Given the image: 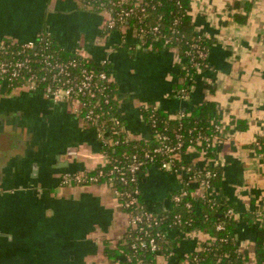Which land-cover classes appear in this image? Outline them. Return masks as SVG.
Listing matches in <instances>:
<instances>
[{
    "label": "crops",
    "instance_id": "1",
    "mask_svg": "<svg viewBox=\"0 0 264 264\" xmlns=\"http://www.w3.org/2000/svg\"><path fill=\"white\" fill-rule=\"evenodd\" d=\"M139 3L142 0H134ZM105 10L82 0H0V40L37 41L47 34L66 57L77 53L96 66L107 65L119 99L116 113L132 138L151 139L141 116L155 106L169 116L213 102L219 128L209 151L193 148L183 161L194 169L218 166L214 186L204 191L185 173L149 165L138 180L144 209L161 213L183 187L231 204L243 214L264 211V0H191L194 30L211 39L210 68L193 78L189 97L177 98L181 79L173 49L139 46L135 29L107 30ZM93 127L64 102L40 91L0 88V264H110L104 246L127 230L128 215L105 183L64 185L65 173L93 171L104 163ZM203 193V194H204ZM258 223L238 221L234 229L253 263ZM176 239L174 264L190 254L201 232L168 229ZM242 248V249H244ZM161 262V257L158 258Z\"/></svg>",
    "mask_w": 264,
    "mask_h": 264
},
{
    "label": "trees",
    "instance_id": "2",
    "mask_svg": "<svg viewBox=\"0 0 264 264\" xmlns=\"http://www.w3.org/2000/svg\"><path fill=\"white\" fill-rule=\"evenodd\" d=\"M85 4L95 11L105 10L111 15H115L120 9L134 8L135 15H131L125 25H130L135 29L137 34H141L145 40L141 48L148 50L173 49L177 52L178 60L176 65L181 70V79L175 85L174 89L190 91L193 85L194 76L207 68H210L207 58L201 59L198 56L199 52H205L208 56L211 46V39L200 31L194 30L191 19V0H142L135 3L134 0H82ZM143 8V11H141ZM176 21V23H174ZM157 28L158 32L153 29ZM165 37L169 38L165 42ZM1 41V40H0ZM9 41V40H3ZM195 46V47H193ZM44 53H51L54 57L61 61H75L78 68H87L95 74L105 72L107 78L110 76L107 65L96 66L91 61L82 58L77 53L65 56L56 47L54 41L48 37V47ZM199 64V65H196ZM79 70V69H76ZM75 73H77L75 71ZM16 84L15 82H13ZM101 88V94H97V99L102 94L108 98V103H101V108L105 112L102 114L97 125L104 127L108 132L106 138L118 140L115 146H105L106 156L109 162L102 168L104 173L114 166H124L129 161L132 155H135L138 160L145 161V164L138 172V176L142 175L145 169L151 165L145 158V153L154 156L157 161L163 160L161 155L154 153V149L159 146L153 135L156 132L167 135L172 144L175 143V136L181 134L183 137L184 146L191 138L200 136L203 138L200 145L195 148L201 150L205 148V140L214 137L219 128V115L213 102H204L190 109L179 111L174 116H169L165 112L152 108H142L141 116L145 119L150 127L151 139L139 140L132 138L124 129V124L120 120L118 125L112 123L111 117L115 116L118 107L119 99L117 97V88L113 81L97 80ZM7 91H12V87L7 86ZM175 92V94H177ZM189 97V93L187 95ZM94 101V99H90ZM153 121V122H152ZM114 127L117 132L112 133L111 127ZM255 150L264 152V137H258L255 142ZM209 151L210 148H205ZM180 159L178 165L191 167L189 163L183 161L185 148L179 152ZM99 167L93 171L86 172L87 175H95ZM209 170L215 173V176L210 179V184L213 187L214 182L219 177V167H204L201 176ZM196 170V169H195ZM199 170V169H198ZM138 178V180H139ZM201 177H199L200 180ZM136 184L124 185L120 182L115 183V187L119 191H129L135 188ZM187 195L181 197L177 202L172 201V208L161 212L153 213L160 219V224L157 227L147 229L149 234L155 237L156 243L160 246L161 252L167 254L174 253L176 239L167 236L168 229H178L184 234L191 231L201 232L208 235V239L202 242L204 250L192 251L188 254V259L192 264H247L250 263V257L246 253V249L240 250V242L235 237L234 229L238 221H246L248 224L258 223L255 237L253 240V263L264 264V211L243 214L241 219L237 218L235 208L226 202L216 199L213 196L203 195L195 196L191 194L190 189ZM175 194H178L175 193ZM174 194V195H175ZM139 200V193L136 195ZM121 203H124V197H118ZM142 206V205H141ZM128 214L145 211L144 207L123 208ZM228 211H230L228 213ZM218 226H221L218 228ZM140 235L138 231L125 232L118 239L114 246L106 244L104 246V256L120 264H155L157 263L155 253L147 246H142L141 243L136 244V248H132L136 235ZM147 244L148 237H144ZM174 264H181V258ZM185 260V259H184ZM183 260V262H184Z\"/></svg>",
    "mask_w": 264,
    "mask_h": 264
},
{
    "label": "built area",
    "instance_id": "3",
    "mask_svg": "<svg viewBox=\"0 0 264 264\" xmlns=\"http://www.w3.org/2000/svg\"><path fill=\"white\" fill-rule=\"evenodd\" d=\"M86 4L89 5L88 2H86ZM141 11H143V8H141ZM136 12L137 11H135L134 8H131L128 10L120 9L115 15L108 13V18L105 21V28L110 31L125 27L128 18L131 15H135ZM174 23H176V21ZM153 31L158 32V29L154 28ZM136 35L139 46H143L145 43L143 36L137 33ZM48 37L50 36L43 34L37 39V41H28L25 43H17L13 40L0 41V88L5 85L6 87H12V91H40L44 97L53 102H64L69 105L71 111L78 115L87 126L94 128L100 145V153L104 157V163L99 166L95 175H87V171L63 174L62 184L92 185L105 183L112 188V192L117 199L118 197L125 198L124 203L120 202L123 208H132L133 206L141 208L142 206L136 198V195L139 193L137 185L135 188L123 192L115 187V183L117 181L124 185L138 183V172H140V169L143 167L146 160H138L135 155H132L126 165H114L108 173H104L101 168L109 162V159L106 156L105 146H115L119 143L116 139L106 138L105 136L108 135V132L104 127H98L97 125L102 114L105 112L101 108V103H108V98L104 96V94L97 99V94H101V88L99 87L97 80L112 81V77L109 76L107 78L106 73L103 71L95 74L87 68H78L79 66L75 61L64 62L59 58L54 57L51 53H44L45 49L48 47ZM168 41L169 38L165 37V42ZM198 56L201 59L207 58L205 52H199ZM75 71L77 73H75ZM189 92L190 91L178 90L176 96L179 99H185ZM90 99H94V101H91ZM147 107L152 108L153 111L157 110V107L155 106H143L142 108ZM111 120L114 125H118L120 122L117 113H115V116L111 117ZM111 131L113 134L117 132L113 126L111 127ZM153 137L159 144V146L154 149V153L161 155L163 160L157 161L154 159L153 155L145 153V158L149 163L158 165L160 169L164 171L173 173L182 172L187 174L189 178L196 180L204 191H208L212 188L210 179L215 176L214 172L205 169L204 175L201 176L203 169L195 170L193 167H184L177 164V161L180 159V150L185 148L186 153L195 148L196 145H200L203 138H200V136L191 138L184 146L181 134L175 136L174 144L170 142L167 135L159 132H156ZM212 138H204L205 148L211 147ZM199 177H201L200 180ZM187 193L188 190L183 187L178 194L173 195L172 201H179L181 197L187 195ZM203 193L201 196H211V194ZM229 212L230 211H228V213ZM127 215L128 223L126 232L138 231V233H140V235L138 234L134 238V243L131 247L136 248V244L141 243L142 246H147L155 253L157 260V263L155 264H170L167 262L173 257V253L169 252L163 254L160 246L155 241V237L150 235L147 230L151 227H157L160 224V219L146 210L133 214L128 213ZM220 227L221 226H218V228ZM193 232L195 231L186 233V235ZM144 237H148L147 244L144 241ZM248 246L250 245L247 242H243L240 244V250H243L242 248ZM200 250H204L201 241L197 242L193 251ZM159 257H161V262L158 261ZM184 259L183 264H192L190 261H186L188 255H186Z\"/></svg>",
    "mask_w": 264,
    "mask_h": 264
}]
</instances>
